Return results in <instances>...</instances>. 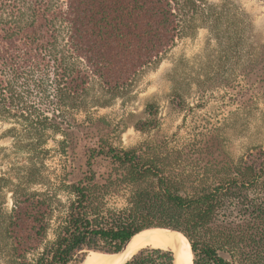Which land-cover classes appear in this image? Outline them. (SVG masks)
Here are the masks:
<instances>
[{"label":"trees","instance_id":"16d2710c","mask_svg":"<svg viewBox=\"0 0 264 264\" xmlns=\"http://www.w3.org/2000/svg\"><path fill=\"white\" fill-rule=\"evenodd\" d=\"M199 29L214 41L219 64L233 60L241 73L250 67L255 80H264V42H257L247 15L231 0H0V121H15L31 142L48 129L62 133L61 127L70 123L66 111L81 107L92 79L106 90L121 91L179 38ZM146 112L156 115L152 105ZM154 125L150 119L135 128ZM98 157L125 171L120 184L131 191L126 208L92 209V162ZM179 162L180 154L161 157L148 146L91 148L85 161L91 175L71 183L74 200L66 221L35 264H82L90 251L115 254L135 234L155 227L181 232L190 243L193 264H238V257L240 264H264L262 253L251 258L247 231L251 215L261 219L264 230V199L251 212L250 205L238 209L244 201L236 194L264 178V147L214 165L216 174L210 177L173 174L171 167ZM29 179L28 171L15 183L0 176V194L8 190L13 201L10 214L0 204V235L20 254L39 247L53 212L40 194L27 190L33 183ZM233 215L244 217L249 233L215 225L220 217ZM163 249L144 247L124 264H173V251ZM218 251L231 255V261Z\"/></svg>","mask_w":264,"mask_h":264},{"label":"rangeland","instance_id":"374dc122","mask_svg":"<svg viewBox=\"0 0 264 264\" xmlns=\"http://www.w3.org/2000/svg\"><path fill=\"white\" fill-rule=\"evenodd\" d=\"M231 2L247 15L257 42H264V0ZM249 33L251 38V30ZM216 50L208 31L199 29L179 38L157 63L140 70L121 91L106 90L92 79L81 107L66 111L65 120L70 123L61 127L62 133L48 129L31 142L15 121H0V176L15 183L16 176L28 171L33 183L27 184V190L40 194L53 208L38 248L21 254L11 251L10 242L0 235V264H35L55 241L66 221L69 202L74 200L71 183L91 175L85 168L91 148L148 146L161 157L177 153L180 162L171 172L202 178L216 174L214 165L224 166L249 150L264 147V80H255L250 67L241 73L233 60L219 64ZM149 105L154 117L146 112ZM150 119L155 124L152 128H135ZM55 120L60 122V118ZM92 163V209L126 208L131 191L120 184L125 171L104 157ZM254 185L236 192L237 199L244 201L238 209L250 205L252 212L257 200L264 199V178ZM1 203L2 210L10 214L13 201L8 190L0 194ZM230 217H220L215 225L249 233L244 217ZM260 221L251 215V230H247L251 231V258L264 254V244L257 245L264 242ZM203 237L199 235L196 242ZM236 262L240 264L239 257Z\"/></svg>","mask_w":264,"mask_h":264},{"label":"bare ground","instance_id":"6f19581e","mask_svg":"<svg viewBox=\"0 0 264 264\" xmlns=\"http://www.w3.org/2000/svg\"><path fill=\"white\" fill-rule=\"evenodd\" d=\"M175 245L180 246V262L184 264H192V254L186 239L179 233L165 229L145 230L135 235L132 238L127 251L123 254H101L91 252L93 254L86 257L82 264H120L123 261L128 260L133 254L144 247L152 246L169 248L174 251Z\"/></svg>","mask_w":264,"mask_h":264},{"label":"water","instance_id":"95a60500","mask_svg":"<svg viewBox=\"0 0 264 264\" xmlns=\"http://www.w3.org/2000/svg\"><path fill=\"white\" fill-rule=\"evenodd\" d=\"M151 229H165V230H169V231H171V232L179 233L180 235L183 236V234H182L181 232L176 231V230H172V229H167V228H159V227H155V228H149V229H145V230H151ZM145 230H142V231H140L139 233H141V232H143V231H145ZM139 233H137V234H139ZM137 234H135V235H137ZM135 235H134V236H135ZM134 236H133V237H134ZM133 237H132V238H133ZM183 237H184V236H183ZM132 238L126 242V244L124 245V247H123L118 253H115V254H123L124 252H126L128 246H129V244H130V242H131V240H132ZM184 238H185V237H184ZM185 239H186V238H185ZM186 240H187V239H186ZM187 242H188V240H187ZM188 244H189V246H190V243H189V242H188ZM179 250H180V246H179V245H175V250H174V251L172 250L173 253H174V262H173V264H184V263H181L180 260H179ZM190 252H191V254H192L191 246H190ZM89 253H91V251L88 252V254H89ZM218 255H219L221 258H223L224 260H226V261H229V262L231 261V255H229V254L226 253V252L218 251ZM131 257H132V256H131ZM131 257H130V258H131ZM192 259H193V254H192ZM126 261H127V260L123 261V262L120 263V264H124ZM192 264H193V260H192Z\"/></svg>","mask_w":264,"mask_h":264}]
</instances>
